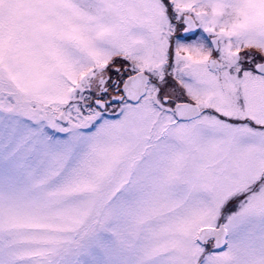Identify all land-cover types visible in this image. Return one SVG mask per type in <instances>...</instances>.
<instances>
[{
  "label": "snow or ice",
  "instance_id": "snow-or-ice-1",
  "mask_svg": "<svg viewBox=\"0 0 264 264\" xmlns=\"http://www.w3.org/2000/svg\"><path fill=\"white\" fill-rule=\"evenodd\" d=\"M0 264H264V0H0Z\"/></svg>",
  "mask_w": 264,
  "mask_h": 264
}]
</instances>
